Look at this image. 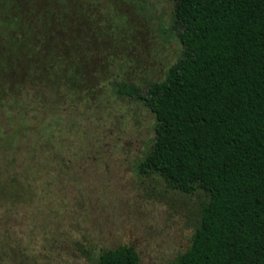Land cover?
<instances>
[{"label": "trees", "instance_id": "16d2710c", "mask_svg": "<svg viewBox=\"0 0 264 264\" xmlns=\"http://www.w3.org/2000/svg\"><path fill=\"white\" fill-rule=\"evenodd\" d=\"M72 10L77 15L68 0H0V146L15 156L24 147L36 151L39 142L46 160L37 185L34 176L0 177V196L66 193L63 147L51 131L60 114L51 103L30 118L26 88L76 91L66 78L76 55L68 60L56 51V31L66 32ZM171 19L182 53L164 79L144 90L111 84L113 94L137 100L154 116L137 174L207 197L189 248L171 264H264V0H173ZM94 264H139V257L133 247L118 246L101 251Z\"/></svg>", "mask_w": 264, "mask_h": 264}, {"label": "rangeland", "instance_id": "374dc122", "mask_svg": "<svg viewBox=\"0 0 264 264\" xmlns=\"http://www.w3.org/2000/svg\"><path fill=\"white\" fill-rule=\"evenodd\" d=\"M68 2L78 13L70 11L64 34L56 31L62 39L56 51L68 60L76 55L66 78L80 92L26 88L30 118L51 103L60 114L51 131L66 162L71 159L61 158L66 193L0 196V264H94L101 251L118 246L133 247L139 264H171L189 248L207 197L137 174L154 137V116L137 100L113 94L111 84L144 90L164 79L182 53L172 29L173 0ZM32 147L14 156L0 146V177L34 176L37 185L46 160L39 142ZM58 168L57 161L49 166L53 178Z\"/></svg>", "mask_w": 264, "mask_h": 264}]
</instances>
